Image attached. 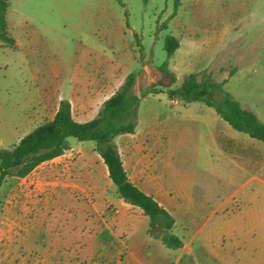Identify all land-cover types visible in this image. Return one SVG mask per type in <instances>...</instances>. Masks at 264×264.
<instances>
[{"label": "rangeland", "instance_id": "1", "mask_svg": "<svg viewBox=\"0 0 264 264\" xmlns=\"http://www.w3.org/2000/svg\"><path fill=\"white\" fill-rule=\"evenodd\" d=\"M0 34V150L51 120L71 93L82 121L100 90L130 73L137 95L160 92L141 97L136 133L117 145L184 242L174 251L156 240L94 143L70 138L61 158L1 187L0 264H125L91 251L105 229L139 264H264V143L232 146L231 135L250 137L214 108L168 94L195 74L264 123V0H182L177 11L175 0H0ZM168 36L181 43L169 65L175 82L159 69Z\"/></svg>", "mask_w": 264, "mask_h": 264}, {"label": "trees", "instance_id": "2", "mask_svg": "<svg viewBox=\"0 0 264 264\" xmlns=\"http://www.w3.org/2000/svg\"><path fill=\"white\" fill-rule=\"evenodd\" d=\"M181 1L175 0L176 11ZM0 40H5L3 34H0ZM180 46L176 37L168 36L165 40L168 59L159 67L162 74L172 77L174 82L176 79L169 65ZM136 80L137 75L130 73L124 84L103 103L97 116L87 122L78 121L74 117L70 101L62 100L51 120L33 129L11 149L0 150V189L8 179H24L44 163L62 156L70 149V138H76L80 142H93L94 150L107 167L109 178L121 199L140 209L149 219L150 234L166 248L176 251L184 246V242L174 233L175 217L153 196L130 180L115 143L117 137L136 132L141 97L160 93L150 89L137 95L134 92ZM216 92L222 93L221 100L215 99ZM168 94L172 99L188 103L202 102L214 108L221 119L235 131L264 143V123L255 113L244 108L232 94L226 92L224 85L213 80L200 81L195 74H191L179 87L170 89ZM155 229L159 232L155 233Z\"/></svg>", "mask_w": 264, "mask_h": 264}, {"label": "crops", "instance_id": "3", "mask_svg": "<svg viewBox=\"0 0 264 264\" xmlns=\"http://www.w3.org/2000/svg\"><path fill=\"white\" fill-rule=\"evenodd\" d=\"M127 77H123L121 80L118 81V83H115L114 81L110 84V86L108 85L107 87H105L104 89L100 90V93L97 95V99H99L100 104L96 105V107H90L89 108V112H91L93 115L90 119L87 120H78L75 115L74 117L80 121V122H87L90 121L92 119H94L97 114L99 113L101 107L103 106V103L110 97L112 96L125 82ZM137 81V80H136ZM135 89V86H134ZM92 95H90V97L88 98V96L83 97L84 99V103H86L87 105L91 104L89 103V101L91 100ZM74 94L71 93L70 95L62 98V100H68L70 101L71 105H72V110H73V102H74ZM61 100V101H62ZM60 101V102H61ZM60 104V103H59ZM59 108V107H58ZM57 111V110H56ZM73 114H74V110H73ZM221 118V117H220ZM137 129V128H136ZM136 133V132H135ZM134 134H126V135H135ZM125 136V135H121L119 137L116 138L115 143L117 145V139H119L120 137ZM232 139L230 140V142H232V146L235 145V143H237V140H245L247 139L248 141H255V139L252 138H244L243 136H235V135H231ZM213 139L215 144L218 146V148L220 149V151L222 152V154L227 157V155L230 153H232V150L229 148L227 149V147H224L220 141H218L217 138V134H213ZM118 146V145H117ZM237 146H239V144H237ZM70 147H71V142H70ZM240 147V146H239ZM119 149V148H118ZM121 153V152H120ZM63 156V155H62ZM60 157H57L51 161H55ZM122 156V154H121ZM228 158V157H227ZM123 159V157H122ZM132 161V160H131ZM50 162V161H49ZM124 162V159H123ZM47 163V162H46ZM45 164V163H44ZM43 164V165H44ZM42 166V165H41ZM40 166V167H41ZM124 166L125 169L128 173V176L130 178V180L136 185L138 186L140 189H142L144 192H146L147 194H149L147 191L144 190V188L142 187V184L139 180H134L133 177L130 174V171L128 170L127 166H126V162H124ZM39 169V167L35 170L37 171ZM35 171H33L29 176H31ZM28 176V177H29ZM26 177V178H28ZM44 178V177H43ZM256 178V177H255ZM151 195V194H149ZM153 196V195H151ZM154 197V196H153ZM155 198V197H154ZM156 199V198H155ZM157 200V199H156ZM158 201V200H157ZM159 202V201H158ZM127 204V203H126ZM165 208V207H164ZM115 238L113 237V233L109 232L107 229L103 230V232L101 233V235H99V237H97V239L93 242L91 251L96 252V251H102L104 254H106L107 256H110L111 258L115 259V257L120 258L121 256H123L124 258V263L125 264H139V262L134 259V255L135 253H133L127 246L125 245H115L114 246V242H115Z\"/></svg>", "mask_w": 264, "mask_h": 264}]
</instances>
